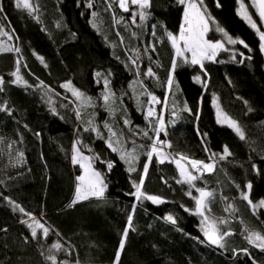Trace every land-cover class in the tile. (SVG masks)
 <instances>
[{
  "label": "trees",
  "instance_id": "trees-1",
  "mask_svg": "<svg viewBox=\"0 0 264 264\" xmlns=\"http://www.w3.org/2000/svg\"><path fill=\"white\" fill-rule=\"evenodd\" d=\"M87 2L34 0L39 6L37 21L18 9L15 0H0V7L4 9L0 13V26L12 35L14 46L21 49L20 53H0V77L6 82L5 90L0 92V102H6L12 112L11 116L0 112L3 140L0 144V228L7 229V232L0 231V264H51L40 255L35 241L23 243L30 230L19 220L27 217L13 212L5 197L49 227L50 235L44 243L59 241L65 249L56 253L58 262L115 264L122 232L131 214L135 231H129L119 264H253L243 253L234 255L233 248H248L264 264V253L244 239L246 229L264 234V208H257L253 215L251 206L242 198V192H248L253 204L264 200V159L261 158L264 156V56L256 30L238 15L237 0H219L220 7L216 6L217 0H205L216 22L210 23L207 38L222 40V35L215 31L218 24L233 38L243 40L251 51L241 44L228 47L243 52V62H239V55L232 62H205L207 77H203L198 65L182 64L178 59L180 66L174 74L171 91L165 82L175 53L167 32L179 33L184 6L177 0H153L149 17L145 21L137 17V24L133 25L130 12L125 13L114 5L117 18H123L117 24L112 13L105 10L104 0H95L94 9L87 8ZM93 10L98 13L95 18L91 16ZM249 10L261 29L250 5ZM149 45L155 46L154 52L151 48L145 52ZM33 53L42 56L48 67ZM137 53L139 58L134 66L129 57L135 58ZM230 55L231 52L222 51L217 60L227 61ZM21 56V75L33 86L43 81L52 90L48 96H43L38 89L10 83L14 79L10 74ZM148 68L153 70L154 77L144 75ZM97 71L105 75L111 72L110 87L116 95L108 109L103 108V78L95 76ZM197 75L206 81V88L195 82ZM66 81L91 97L94 107L83 109L82 115L95 114L94 125L104 137L107 132L102 122L106 120L124 135L148 130L145 110L147 93H152L166 105L163 118L174 121L166 125L167 136L162 133L160 137L172 143L173 149L167 151H179L193 159L211 162L210 153H221L223 146H228L232 155L223 161L216 160L215 171L195 182L198 187L215 192L214 216L226 219L228 225L223 229L234 233L225 249L209 245L198 217L181 207L194 210L195 201L186 193L191 191L192 196H197V192L175 182L178 171L174 164L161 165L153 158L143 188L147 193L163 197L166 203L154 205L147 200L140 203L129 195L135 191L132 181L140 178L148 148L140 152L135 165L137 171L129 173L125 161L107 147L104 139L97 138L93 131H83V123L75 116L76 105L69 103L72 100L61 87ZM136 92L143 96L135 99ZM214 97L218 98L222 111L242 127L246 140H240L231 129L217 123ZM49 98L51 104L47 102ZM185 104L193 113L199 112L198 120L183 111ZM52 107L58 115H53ZM125 119L130 121V128L124 126ZM197 128L207 133L206 146L210 152L204 151ZM149 135L153 133L150 131ZM136 136L141 145H150L151 141L142 134ZM78 138L87 146L82 147L84 155L100 156V160L92 163L103 174L107 188L102 199L89 197L70 207L77 177L81 174L71 160L72 146ZM9 143H12L13 156L23 152L22 164L13 166L14 161L8 155ZM104 161L113 162L114 167L109 171ZM253 164L260 170L259 174L253 170ZM161 177L168 183H163ZM248 183L252 184L250 192L246 188ZM229 203L234 208L225 211ZM168 214L176 218V224L164 219Z\"/></svg>",
  "mask_w": 264,
  "mask_h": 264
},
{
  "label": "snow or ice",
  "instance_id": "snow-or-ice-1",
  "mask_svg": "<svg viewBox=\"0 0 264 264\" xmlns=\"http://www.w3.org/2000/svg\"><path fill=\"white\" fill-rule=\"evenodd\" d=\"M180 5L184 6L183 11V23L181 24L179 35H174L171 32H167V37L171 41L172 47L175 49V55L172 60L171 68L169 70V76L167 81L165 82L166 88L168 91H171L174 83V74L178 66V59L182 64L196 66L198 65L203 77L208 76V71L205 67V62L210 61L213 63H227L236 61L237 55L241 57L239 62H243L244 53L237 52L233 49L226 47L225 41L227 45H236L241 44L244 48L251 51L249 46L238 38H233L225 29L218 24L215 26V31L220 33L224 39L222 40H211L207 38V33L210 31V23L215 24V20L211 17V14L208 11V7L205 3V0H177ZM253 6L257 8L258 15L261 21V24H264V0H252ZM104 4L106 5V11L112 13L113 20L115 23L119 24L123 22V18H117L113 6L115 5L120 10L125 13H131L130 20L133 25L137 24V17L139 21H145L149 15V9L153 6V0H104ZM15 6L18 9L24 10L27 12L29 16H32L34 19L39 20L37 13L39 12L38 4L34 3V0H15ZM79 6V5H78ZM95 0H88L86 3V7L89 9H94ZM217 7H220L219 0H217ZM135 9V10H133ZM4 9L0 7V13H3ZM98 15L96 11L91 12V16L95 18ZM240 15L244 18L249 25L257 31L259 34L260 40V50L264 53V31H261L258 27L257 23L252 19V16L248 13L244 4L241 2L240 5ZM127 26V25H125ZM93 27H96L95 22H93ZM117 35L120 36V33L117 32ZM135 35V33H133ZM152 35L155 36V32H152ZM0 36H7L9 40L13 37L10 35L3 27H0ZM120 43L123 44L124 40L121 36ZM148 48L155 51L154 45H149L145 48V52L148 51ZM14 52L20 53L21 49L18 46H4V42L0 40V52ZM221 51L231 52L229 60H217V56ZM190 54V55H188ZM36 58L40 61L41 64L44 65L45 68L48 67L45 59L42 56L33 53ZM139 58V53L135 58L129 57L132 64L135 66L136 61ZM23 57H19L16 60L15 70L10 74L14 77L10 83L15 84L17 86H23L25 88H35L43 93V96H48V93L52 91L47 85L44 84L43 81H40L38 85H30L27 80L21 75V60ZM119 59V57H117ZM247 59H251V57H247ZM24 68H27V64L23 65ZM34 75V74H32ZM137 76L140 75V72L137 71ZM145 76L154 77L155 74L151 68H148L144 73ZM96 77L103 78V86L104 93L102 94V99L105 102V105L108 106L109 101L115 98V93L112 92L110 87V79L111 72H108L106 75L100 71L95 73ZM38 79V78H37ZM195 82L202 84L203 87H207V83L205 80H202L201 75H197L194 77ZM99 82V81H97ZM5 80L3 77H0V92H3ZM179 86L178 84L176 85ZM61 87L71 91L72 95L76 98V101H69V103L79 102L80 107L92 106L91 97L87 96L84 92L80 91L71 81H66L61 84ZM146 91V90H145ZM59 95V93H57ZM149 96L148 107L145 114V120L148 122L149 128L148 130H140L138 132H133L132 135H141L151 141L150 145H137L136 141L133 140H123V134L117 133L107 122H105L104 127L108 131V136L104 137L100 134L99 129L93 126V121L89 119L87 121L88 126L83 128L84 132L93 131L97 133V138L104 139L106 145L112 152H119L120 159L125 161V163L129 164L128 171L129 173L136 172L137 168L134 166V161L138 159L140 148L147 147L148 150L144 152L146 156L145 163L143 164V168L141 171V175L138 181H132V187L135 189L134 192L129 193V195L134 196L137 202L143 203L144 200L150 201L154 205H161L166 203L167 201L158 195H153L147 193L143 190L145 179L148 176L149 168L153 162V158H156V161L159 164L172 163L175 165V168L178 170V178H176L175 182L177 184H186L189 189H195V191L199 194L198 196H192V192L188 191L186 194L192 197L195 201L194 210L181 205L185 212H190L192 215H196L201 217V231L203 233L205 241L212 246H216L220 249H225L228 246L229 240L228 238L233 236L234 233L223 229L221 226L227 224V220L223 218H215L211 217L209 214L211 212V204L216 198V194L213 190H209L206 187H198L196 185V181L203 178L205 173L212 174L216 168V160L223 161L227 157L231 156L227 145L223 146V150L221 153H210L208 160L211 162H206L203 160H197L191 158L189 155L179 151H166L169 149H173L172 143L167 139H161V133L167 136V130L165 127V120L163 116H158L155 113V109L151 106L153 102L160 104L162 103L155 95L152 93H147ZM51 104V99L47 101ZM139 104L140 101L138 100ZM213 105L216 107V116L217 123L221 125H226L230 129H232L235 134L239 137L240 140H246L245 132L239 123L225 114L219 106L218 98H213ZM53 115H58L56 109L54 107L50 108ZM249 111L252 109L249 107ZM75 116L77 120H83L82 112L79 108H75ZM183 111L188 112L190 115H195L196 119H199V112L193 113L192 110L184 105ZM0 112L7 113L9 116L12 115L11 110L6 106V102H0ZM155 121V122H153ZM124 126L130 128V121L128 119L124 120ZM152 132L153 135H149V132ZM197 134L201 137V144L204 145V151L210 152V149L206 146L207 133L199 132L197 128ZM37 136L40 133H36ZM3 143L2 138H0V144ZM12 143H15L14 141ZM12 143L7 145V148L10 150L8 155L14 161L13 166L16 164L23 163V152H18L17 155L13 156L11 151ZM130 144L131 147H127L126 145ZM82 147H87L83 144V141L79 138L73 143L72 146V156L71 160L74 165H79L81 169H83V174L77 177L79 181L76 189H75V197L72 201V204L69 206H73L74 204L87 200L89 197H95L97 199H102L104 197V192L107 188V184L105 183V178L103 174L94 168L92 161L100 160L99 155L87 156L84 155L82 151ZM89 151H92L90 148ZM255 150V149H253ZM2 151V149H0ZM18 151V150H17ZM264 159V156L261 157ZM106 163L107 169L110 171L114 167V163L111 161H104ZM189 165L191 166L189 168ZM253 170L257 171L259 174L260 170L256 167L255 164L252 165ZM161 181L165 184L168 183L167 179L161 177ZM246 188L251 190L252 184L248 183ZM242 198L248 202L253 209L264 208V200L259 201L258 204H253V201L249 197L248 192H242ZM8 205L11 207L13 212H19L23 214V216L27 217V219H20L19 223L25 225L28 228L29 236H25L23 238V243L27 244L32 241H35L38 249L40 250V255L45 258L46 261H50L51 264H68L66 260H60L58 262L56 253L60 251H65L63 245L59 242H53L50 245H46L44 241H47L50 235V229L44 223L41 222L40 219L36 218L32 213L27 212L20 204L12 201L10 198L5 197ZM226 200L227 198L224 197ZM234 208L232 204H228L225 211L228 209ZM133 210H135V205L133 206ZM253 215H256V212L253 211ZM164 219L172 224H176L177 220L173 215L168 214L164 217ZM39 230V232H38ZM135 231L133 226V216L130 214L127 219V225L122 232V238L120 240L119 248L116 252L115 264H119L120 254L125 248V244L129 235V231ZM0 231L7 232L6 228H0ZM244 239L247 244L252 247L259 249L262 253H264V234L260 232H256L254 230H245ZM58 235V233H57ZM234 255H238L243 253V255L248 256L252 259L253 264H260L256 257H253L249 252L248 248L242 249H232ZM70 254V253H68Z\"/></svg>",
  "mask_w": 264,
  "mask_h": 264
},
{
  "label": "rangeland",
  "instance_id": "rangeland-1",
  "mask_svg": "<svg viewBox=\"0 0 264 264\" xmlns=\"http://www.w3.org/2000/svg\"><path fill=\"white\" fill-rule=\"evenodd\" d=\"M241 2L244 4V6H245V8L247 9V11H248V13L252 16V19L256 22V20L254 19V17H253V15H252V13L250 12V10H249V5L251 6V8H252V10L254 11V13L256 14V16H257V18H258V20H259V22H260V26H261V31H264V24H261V21H260V18H259V15H258V11H257V8L256 7H254L253 6V3H252V0H237V3H238V15H239V17L247 24V25H249V23L244 19V18H242V16L240 15V5H241ZM133 10H135V9H133ZM257 23V22H256ZM258 25V24H257ZM250 26V25H249ZM1 27V26H0ZM251 27V26H250ZM257 32V31H256ZM258 34V33H257ZM179 35V33L177 34V36ZM258 36H259V34H258ZM222 39H224L223 37H222ZM0 40H2L3 42H4V46L5 47H8V46H14V43H13V41H12V39L11 40H9L8 39V37L7 36H0ZM170 41V40H169ZM170 43H171V41H170ZM225 44H226V47H230V46H233V45H227V43H226V41H225ZM172 45V44H171ZM174 49V48H173ZM222 52V51H221ZM220 52V53H221ZM0 53H7V51H4V52H0ZM174 53H175V49H174ZM188 55H190V54H188ZM263 56H264V53H263ZM206 62H208V61H206ZM67 92H68V94H69V96H70V98H71V100L72 101H76V98L72 95V93H71V91H69V90H66ZM103 93H104V86H103ZM139 96H143V94H137V92L135 93V96H134V98L135 99H137V98H139ZM148 100H149V96H148V98H147ZM103 103H104V105H103V108H105V109H108L109 107L108 106H106L105 105V102L103 101ZM112 104V100H110L109 101V104L108 105H111ZM75 105H76V108H79V110L82 112V110L83 109H90V108H93L94 107V105H93V102H92V106H87V107H80V105H79V102H76L75 103ZM158 105L159 104H157V103H155V102H153L152 103V107L155 109V113H156V115H158V116H163V112H164V109H165V104L163 103H161L160 104V106H159V108H158ZM149 106V105H148ZM214 108H215V115H216V107L214 106ZM146 110H147V108H146ZM146 110H145V114H146ZM109 116V118L111 117L110 115H108ZM85 117V118H84ZM83 118V120H79V121H81L82 123H83V128L84 127H87L88 126V124H87V121L89 120V119H91L92 121H93V126L95 127V125H94V123H95V114H93L92 112H90V113H88L87 114V116H84ZM165 120V127H166V125H168V124H171V123H173L174 121L172 120V118H167V119H164ZM216 121H217V116H216ZM105 122H107L110 126H111V121L110 122H108L107 120L106 121H103L102 122V126H103V128L105 129V127H104V124H105ZM153 122H155V121H153ZM219 125H221V124H219ZM222 126H225V127H227L226 125H222ZM227 128H229V127H227ZM230 129V128H229ZM106 130V129H105ZM117 133H120L118 130H116V129H114ZM232 130V129H231ZM233 131V130H232ZM106 132H107V136L109 135L108 134V131L106 130ZM130 132H132V130H130ZM234 132V131H233ZM96 133V132H95ZM133 133V132H132ZM162 134V133H161ZM137 136H133L132 134H129V135H124L123 134V140H128V141H130V140H135L136 141V144L137 145H141L140 143H139V141L137 140V138H136ZM127 147H131V145L130 144H128V145H126ZM167 151V150H166ZM138 152H139V155H138V159H139V156H140V152H142V148H140L139 150H138ZM118 154L120 155V153L118 152ZM155 158V157H154ZM138 159L137 160H135L134 161V166L136 165V163H137V161H138ZM156 159V158H155ZM165 163H167V162H165ZM127 164V166L129 167V164L128 163H126ZM78 165V164H77ZM78 167L80 168V166L78 165ZM191 166L189 165V168H190ZM80 171H81V174L80 175H82L83 174V169H81L80 168ZM206 174V173H205ZM78 183H79V181L77 180V182H76V185H75V189H76V187H77V185H78ZM199 194L197 193V196H198ZM74 197H75V195H74ZM214 201H215V199H214ZM214 201L212 202V204H211V212H210V216L211 217H215L214 216V213H213V205H214ZM258 204V203H257ZM251 208H252V210L254 211V210H256V209H253V207L251 206ZM198 217V219H199V221H200V228L202 227V225H201V217H199V216H197ZM228 225V222H227V224L226 225H222L221 227L223 228V227H226ZM38 232H39V230H38Z\"/></svg>",
  "mask_w": 264,
  "mask_h": 264
},
{
  "label": "water",
  "instance_id": "water-1",
  "mask_svg": "<svg viewBox=\"0 0 264 264\" xmlns=\"http://www.w3.org/2000/svg\"><path fill=\"white\" fill-rule=\"evenodd\" d=\"M175 166V165H174ZM178 171V170H177Z\"/></svg>",
  "mask_w": 264,
  "mask_h": 264
}]
</instances>
